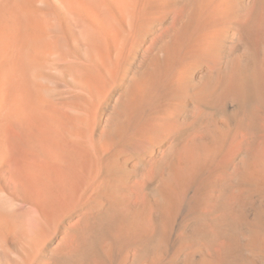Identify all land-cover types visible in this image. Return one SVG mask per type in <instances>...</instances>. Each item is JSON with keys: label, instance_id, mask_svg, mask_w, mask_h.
I'll return each instance as SVG.
<instances>
[{"label": "bare ground", "instance_id": "1", "mask_svg": "<svg viewBox=\"0 0 264 264\" xmlns=\"http://www.w3.org/2000/svg\"><path fill=\"white\" fill-rule=\"evenodd\" d=\"M263 126L264 0H0V264H264Z\"/></svg>", "mask_w": 264, "mask_h": 264}, {"label": "rangeland", "instance_id": "2", "mask_svg": "<svg viewBox=\"0 0 264 264\" xmlns=\"http://www.w3.org/2000/svg\"><path fill=\"white\" fill-rule=\"evenodd\" d=\"M264 127V126H263ZM264 129V128H263ZM262 129V133H260V138H258L257 140L258 141H255L256 143H250L249 141H248V144H251V145H249V146H251L252 148H254V151H253V149H248V157L250 156V158L251 159H249V161H250V164L254 167V168H256L257 170H261V166H262V161L264 160V130ZM241 133H234L233 134V136H231L230 137V139H229V141H231V142H228V144L227 145H229L228 146V148L226 147L225 149L226 150H224V155L222 154V156H221V158L222 157H224V156H226V159H227V157H229V155L228 154H231V155H234V154H237V153H240L241 152V150L242 149H240V148H242L243 146H244V143H242V142H245L244 140L246 139L245 138V136H243V134H241ZM236 135H237V137H236ZM241 136H243V137H241ZM239 137H241V138H239ZM232 138H235V140H236V138H239V139H237L238 141H240V142H238L237 143V145L234 143V142H237V140L235 141L234 139H232ZM245 138V139H244ZM232 140H233V142H232ZM257 144V145H256ZM243 145V146H242ZM255 147H254V146ZM257 148V149H256ZM251 151V152H250ZM252 151H253V153H252ZM230 152V153H229ZM251 153V154H250ZM259 156H260V158H259ZM219 159V161L220 162H222V160H225V157L224 158H222V159ZM254 159V160H253ZM260 159V160H259ZM126 183H125V180H118L117 182H116V185H118L119 187L120 186H124ZM254 185V186H253ZM245 186H247V188H249V189H251L252 191H255V192H259L258 194H260V192H261V194H264V187H261V186H255V184H253V183H248V184H246ZM243 188H245L244 186H243ZM262 188V189H261ZM257 189H258V191H257ZM261 189V190H260ZM202 208H204V209H206V206H202Z\"/></svg>", "mask_w": 264, "mask_h": 264}]
</instances>
